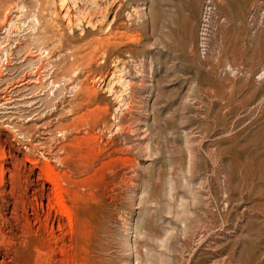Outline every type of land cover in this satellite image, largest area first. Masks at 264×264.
<instances>
[{"label":"rangeland","instance_id":"rangeland-1","mask_svg":"<svg viewBox=\"0 0 264 264\" xmlns=\"http://www.w3.org/2000/svg\"><path fill=\"white\" fill-rule=\"evenodd\" d=\"M0 67V264H264V0H0Z\"/></svg>","mask_w":264,"mask_h":264},{"label":"bare ground","instance_id":"bare-ground-1","mask_svg":"<svg viewBox=\"0 0 264 264\" xmlns=\"http://www.w3.org/2000/svg\"><path fill=\"white\" fill-rule=\"evenodd\" d=\"M7 54H8V52H6ZM4 64V63H3ZM2 67V66H1ZM0 67V68H1ZM46 169H47V173H49V174H47V175H49V178H50V176L53 174V169L49 166V165H47V167H46ZM43 173V172H42ZM54 175V174H53ZM48 177V176H47ZM55 178V177H54ZM51 179V178H50ZM51 180H54L53 178L51 179ZM58 184V183H57ZM56 185V184H55ZM62 201V200H61ZM59 205H60V203H59ZM63 208V207H62ZM63 228V227H62Z\"/></svg>","mask_w":264,"mask_h":264}]
</instances>
